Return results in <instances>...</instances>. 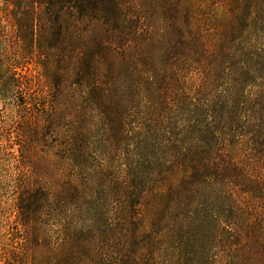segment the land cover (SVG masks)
<instances>
[{
    "label": "rangeland",
    "instance_id": "374dc122",
    "mask_svg": "<svg viewBox=\"0 0 264 264\" xmlns=\"http://www.w3.org/2000/svg\"><path fill=\"white\" fill-rule=\"evenodd\" d=\"M235 1L0 0V264H264V0Z\"/></svg>",
    "mask_w": 264,
    "mask_h": 264
},
{
    "label": "trees",
    "instance_id": "16d2710c",
    "mask_svg": "<svg viewBox=\"0 0 264 264\" xmlns=\"http://www.w3.org/2000/svg\"><path fill=\"white\" fill-rule=\"evenodd\" d=\"M235 2H234L235 4H238L237 0ZM242 99L243 100L246 99V102H247L248 106H249V104H251L250 103L251 100H252L251 97L250 96L245 97V92L244 91L236 90V88H234V86L229 88V90L227 92V95H225V100L226 101H225V103H222V104H224V107H223V109L221 108V110L218 111V115H216V114L214 115V118L222 116V117L227 118V121L230 122V123H228L227 126L221 128V129H218V127H213V128H209L208 129V133L210 134V137L213 140L214 145H217L218 147H220L221 144L225 140H227L230 145H235V142H236L235 141L236 140L235 139V133L237 131L236 130L237 128H235V127H237L236 126L237 124L235 123V113L238 110V107L242 106V102H241ZM228 102H229V105H228ZM255 110H256V108L252 105L251 109L249 110V113H251V112L254 113ZM246 125H248V127H252L253 126V125H250V122H246ZM233 128H235V129H233ZM263 129H264V127H263ZM219 132L224 134V136L226 135V137L219 138V134H220ZM227 137L231 138V141ZM256 142H258V141H255V143Z\"/></svg>",
    "mask_w": 264,
    "mask_h": 264
}]
</instances>
